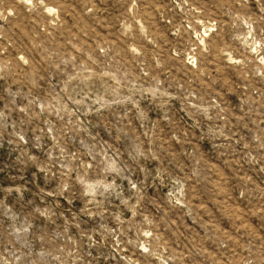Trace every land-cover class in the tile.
<instances>
[{
	"label": "rangeland",
	"instance_id": "rangeland-1",
	"mask_svg": "<svg viewBox=\"0 0 264 264\" xmlns=\"http://www.w3.org/2000/svg\"><path fill=\"white\" fill-rule=\"evenodd\" d=\"M0 264H264V0H0Z\"/></svg>",
	"mask_w": 264,
	"mask_h": 264
}]
</instances>
